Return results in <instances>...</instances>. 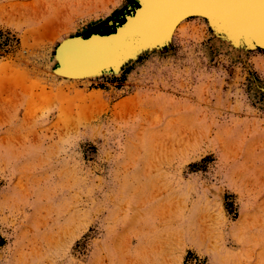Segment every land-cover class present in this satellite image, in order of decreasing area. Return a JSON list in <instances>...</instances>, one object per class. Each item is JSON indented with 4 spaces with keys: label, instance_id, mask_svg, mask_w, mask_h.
I'll return each instance as SVG.
<instances>
[{
    "label": "rangeland",
    "instance_id": "rangeland-1",
    "mask_svg": "<svg viewBox=\"0 0 264 264\" xmlns=\"http://www.w3.org/2000/svg\"><path fill=\"white\" fill-rule=\"evenodd\" d=\"M140 1L0 0V264H264V51L193 18L108 85L54 72Z\"/></svg>",
    "mask_w": 264,
    "mask_h": 264
},
{
    "label": "bare ground",
    "instance_id": "bare-ground-1",
    "mask_svg": "<svg viewBox=\"0 0 264 264\" xmlns=\"http://www.w3.org/2000/svg\"><path fill=\"white\" fill-rule=\"evenodd\" d=\"M261 4H264V0H141L135 8L137 15H134L135 10L124 14L122 23L115 25L108 33H91L86 37L74 36L61 40L54 49V72L57 77L73 84L109 77L119 71L116 64L122 49H125L124 52L129 48L165 50L174 37L182 34L188 20L193 18H201L210 27H215L218 34L228 35L227 40L237 49L264 51V14L257 10ZM126 16H129L128 21L120 26ZM90 35L93 36L88 42L81 41ZM95 42L100 47L99 54L80 52L78 49L87 48L83 46ZM99 91L93 89L85 96L89 97V93L95 96L100 94Z\"/></svg>",
    "mask_w": 264,
    "mask_h": 264
},
{
    "label": "water",
    "instance_id": "water-1",
    "mask_svg": "<svg viewBox=\"0 0 264 264\" xmlns=\"http://www.w3.org/2000/svg\"><path fill=\"white\" fill-rule=\"evenodd\" d=\"M141 8H142V5L140 6V8H139V10H141ZM258 10V12H262V14H264V4H261L260 5V7L257 9ZM137 9L134 11V15H137ZM132 14V13H131ZM129 16H126V18H125V20H124V23L122 24V25H120V26H123V25H125L126 24V22L128 21V18ZM115 31L117 32L118 31V27H116L115 28ZM93 35H90L88 38H86V39H82L81 41L82 42H88L90 39H91V37H92ZM71 40H72V38H71ZM61 45V44H60ZM82 46V45H81ZM81 46H79V47H81ZM83 47H87V48H78L79 49V51L80 52H84V51H88V52H94V54L97 52L98 54H99V50H100V47H99V45L95 42V43H92L91 45H88V46H83Z\"/></svg>",
    "mask_w": 264,
    "mask_h": 264
},
{
    "label": "crops",
    "instance_id": "crops-1",
    "mask_svg": "<svg viewBox=\"0 0 264 264\" xmlns=\"http://www.w3.org/2000/svg\"><path fill=\"white\" fill-rule=\"evenodd\" d=\"M114 81H116V78H114ZM95 84H100V85H101V84H105V85H108L109 83H108V82H105V83H104V82H103V79H102V81H101V78H99L98 81L95 82ZM111 84H112V85H116L117 83H116V82H111ZM97 89H101V88L98 87Z\"/></svg>",
    "mask_w": 264,
    "mask_h": 264
},
{
    "label": "trees",
    "instance_id": "trees-1",
    "mask_svg": "<svg viewBox=\"0 0 264 264\" xmlns=\"http://www.w3.org/2000/svg\"><path fill=\"white\" fill-rule=\"evenodd\" d=\"M109 31H106L105 33H108Z\"/></svg>",
    "mask_w": 264,
    "mask_h": 264
}]
</instances>
